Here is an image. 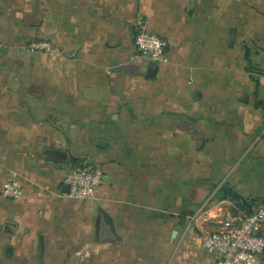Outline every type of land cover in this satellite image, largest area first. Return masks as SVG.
<instances>
[{"label": "crops", "instance_id": "obj_1", "mask_svg": "<svg viewBox=\"0 0 264 264\" xmlns=\"http://www.w3.org/2000/svg\"><path fill=\"white\" fill-rule=\"evenodd\" d=\"M139 29L167 42L152 76ZM82 165L92 199L64 190ZM225 185L264 201V0H0V264H214L192 216L238 206Z\"/></svg>", "mask_w": 264, "mask_h": 264}, {"label": "built area", "instance_id": "obj_2", "mask_svg": "<svg viewBox=\"0 0 264 264\" xmlns=\"http://www.w3.org/2000/svg\"><path fill=\"white\" fill-rule=\"evenodd\" d=\"M135 46L144 58L162 63L166 61L167 42L157 34L139 29L135 35ZM27 48L35 52L49 51V40L33 38ZM103 182L98 168L77 166L66 176L70 195L79 199H92ZM9 198L21 195L18 180L9 178L1 187ZM193 220L213 221L216 229L202 234L205 250L215 255L214 264H257L264 255V201L253 212H247L237 205L223 210L221 203L210 196L192 216Z\"/></svg>", "mask_w": 264, "mask_h": 264}, {"label": "water", "instance_id": "obj_3", "mask_svg": "<svg viewBox=\"0 0 264 264\" xmlns=\"http://www.w3.org/2000/svg\"><path fill=\"white\" fill-rule=\"evenodd\" d=\"M150 67H149V76H152L153 74H156L159 70V63L155 61L150 62ZM55 154L57 155V158L55 160L60 161L63 163L64 161L68 159H72L73 161L80 160L81 158L78 156H75L71 152H66V151H61V150H56ZM64 190H66L67 193H70V185L68 183L65 184ZM219 198L220 199H228L230 201H234L237 203H243L247 207L250 208L251 212H253V199H248L244 194L239 192L235 188H230L228 186H222L219 191ZM105 220L111 225V228L113 232H116V226L114 219L110 213H108L106 210L103 208L99 209V213L97 216V221H96V227L98 233H100L101 230V223L102 221ZM7 229H10V226L7 225ZM44 253H45V240L44 236L40 235L39 238V244H38V250H37V259L41 262L44 263Z\"/></svg>", "mask_w": 264, "mask_h": 264}, {"label": "trees", "instance_id": "obj_4", "mask_svg": "<svg viewBox=\"0 0 264 264\" xmlns=\"http://www.w3.org/2000/svg\"><path fill=\"white\" fill-rule=\"evenodd\" d=\"M83 166V165H82ZM238 204V206L239 207H241L242 209H244L245 211H247V212H251L250 211V209H249V207H247L245 204H243V203H237ZM256 205H258V204H260V200H258V203H255ZM254 205V204H253Z\"/></svg>", "mask_w": 264, "mask_h": 264}, {"label": "rangeland", "instance_id": "obj_5", "mask_svg": "<svg viewBox=\"0 0 264 264\" xmlns=\"http://www.w3.org/2000/svg\"><path fill=\"white\" fill-rule=\"evenodd\" d=\"M222 209H223V210H227V208H225V207H222ZM228 209H229V208H228Z\"/></svg>", "mask_w": 264, "mask_h": 264}]
</instances>
